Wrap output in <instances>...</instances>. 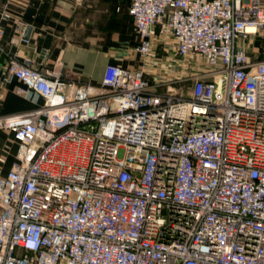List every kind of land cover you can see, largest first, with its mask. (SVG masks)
<instances>
[{
    "label": "built area",
    "instance_id": "2783aa9c",
    "mask_svg": "<svg viewBox=\"0 0 264 264\" xmlns=\"http://www.w3.org/2000/svg\"><path fill=\"white\" fill-rule=\"evenodd\" d=\"M128 12L140 63H107L98 82L5 60V80L42 103L0 114L16 141L0 264H264V57L248 50L263 1Z\"/></svg>",
    "mask_w": 264,
    "mask_h": 264
},
{
    "label": "crops",
    "instance_id": "0c3cea01",
    "mask_svg": "<svg viewBox=\"0 0 264 264\" xmlns=\"http://www.w3.org/2000/svg\"><path fill=\"white\" fill-rule=\"evenodd\" d=\"M129 2L0 0V114L28 110L42 103V98L17 93L16 88L22 85L18 79L5 80L3 65L10 56L19 61L29 60L38 69H50L60 60L70 84L100 81L110 62L126 67L138 65ZM258 35L248 41V50L252 57L262 58L264 32ZM15 149L10 130L0 128V173L10 167Z\"/></svg>",
    "mask_w": 264,
    "mask_h": 264
},
{
    "label": "rangeland",
    "instance_id": "374dc122",
    "mask_svg": "<svg viewBox=\"0 0 264 264\" xmlns=\"http://www.w3.org/2000/svg\"><path fill=\"white\" fill-rule=\"evenodd\" d=\"M259 36V35H258ZM156 53H158V54H166V53H164L162 50H161V48L159 47L158 49H157V51H156ZM154 68L152 67V68H149V72H154ZM190 70H186L184 67H182V69H179V70H177L176 71V73H175V75L176 76H183V74H185V73H188ZM177 82H175L174 84L175 85H179V84H185V86L191 81L189 78H186L185 80H179L178 81V79L176 80Z\"/></svg>",
    "mask_w": 264,
    "mask_h": 264
},
{
    "label": "water",
    "instance_id": "95a60500",
    "mask_svg": "<svg viewBox=\"0 0 264 264\" xmlns=\"http://www.w3.org/2000/svg\"><path fill=\"white\" fill-rule=\"evenodd\" d=\"M27 31H28V27H26L25 30H24V36H26Z\"/></svg>",
    "mask_w": 264,
    "mask_h": 264
}]
</instances>
